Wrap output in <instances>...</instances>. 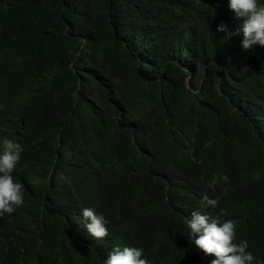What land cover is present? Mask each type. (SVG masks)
I'll return each mask as SVG.
<instances>
[{"label":"trees","instance_id":"1","mask_svg":"<svg viewBox=\"0 0 264 264\" xmlns=\"http://www.w3.org/2000/svg\"><path fill=\"white\" fill-rule=\"evenodd\" d=\"M227 3L0 0V138L29 183L0 264H100L118 238L195 264L186 217L206 192L264 264V46L242 49Z\"/></svg>","mask_w":264,"mask_h":264},{"label":"clouds","instance_id":"2","mask_svg":"<svg viewBox=\"0 0 264 264\" xmlns=\"http://www.w3.org/2000/svg\"><path fill=\"white\" fill-rule=\"evenodd\" d=\"M227 7L235 18L243 20L242 25L238 24V28L241 26L238 31L243 34L242 49L248 51L257 44L264 46V0H228ZM217 30L226 31V26L221 24ZM23 151L21 143L8 137L0 138V246L3 248L6 241L18 233L20 223L13 224L10 218L23 206L28 195L25 174L15 173ZM221 182L228 184V175L213 177L207 188L215 192V186ZM199 200L201 207L189 210V218L186 217L193 244L192 253L186 252L189 261L195 264H255L256 258L248 251L247 240L239 239L237 221L227 218V210L220 208V198L210 197L206 192ZM81 217V233L86 240L102 243L107 239L110 222L102 210L86 207ZM100 264L153 263L137 241L121 243L118 238L102 249Z\"/></svg>","mask_w":264,"mask_h":264},{"label":"bare ground","instance_id":"3","mask_svg":"<svg viewBox=\"0 0 264 264\" xmlns=\"http://www.w3.org/2000/svg\"><path fill=\"white\" fill-rule=\"evenodd\" d=\"M240 28H241V26H240Z\"/></svg>","mask_w":264,"mask_h":264}]
</instances>
